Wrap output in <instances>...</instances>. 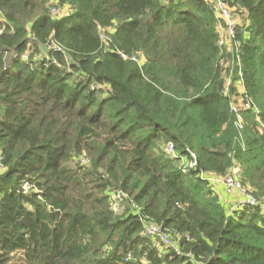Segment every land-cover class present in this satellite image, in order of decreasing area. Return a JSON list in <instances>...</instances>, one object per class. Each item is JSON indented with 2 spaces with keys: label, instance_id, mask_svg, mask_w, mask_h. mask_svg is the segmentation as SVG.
Returning <instances> with one entry per match:
<instances>
[{
  "label": "trees",
  "instance_id": "trees-1",
  "mask_svg": "<svg viewBox=\"0 0 264 264\" xmlns=\"http://www.w3.org/2000/svg\"><path fill=\"white\" fill-rule=\"evenodd\" d=\"M221 1L233 55L206 0H0V264H264V0Z\"/></svg>",
  "mask_w": 264,
  "mask_h": 264
},
{
  "label": "built area",
  "instance_id": "built-area-1",
  "mask_svg": "<svg viewBox=\"0 0 264 264\" xmlns=\"http://www.w3.org/2000/svg\"><path fill=\"white\" fill-rule=\"evenodd\" d=\"M208 1L212 9L214 10V14L216 18L219 20L218 23V32H220L219 35V41L218 45L222 51V53H230L233 55L235 51V47L237 46L236 42V27H237V21L236 17L233 14V10L228 8L221 0H206ZM51 16L56 17L57 11L55 9L51 10ZM103 39V36H101ZM26 58V57H24ZM139 63V61H137ZM222 63H226L224 60ZM140 64V63H139ZM227 64V63H226ZM241 90V91H240ZM228 91V82L225 85V93ZM240 92H242V88L239 89ZM245 108H249V104L244 105ZM240 107L237 105H232V111L235 113H238V110ZM237 119L240 120L239 114L237 115ZM166 153H168L171 156H174V150L171 144H167L165 147ZM191 159H187V161L184 162L183 169L184 172L187 171V169L193 168L195 166V156L193 154L190 155ZM1 162V158H0ZM240 169L239 167H234L230 173H228L224 178H218L214 176H205V179L208 181L210 185L213 186V188L217 187L218 185L223 186L224 190L227 193L230 192H238L242 197L243 200L238 204L236 209H241L245 206L247 207H254L256 206V199L252 193V191L248 188H245L241 181H240ZM27 189V187H25ZM125 195L120 192H115L112 194L111 200H112V210L115 213H119L121 210V204L123 203L125 199ZM145 236L150 237L153 240L154 247L162 251L163 249L170 248L174 250L177 254H179L178 247L174 241H172L169 237V235L161 232L155 225H149L145 229Z\"/></svg>",
  "mask_w": 264,
  "mask_h": 264
},
{
  "label": "crops",
  "instance_id": "crops-1",
  "mask_svg": "<svg viewBox=\"0 0 264 264\" xmlns=\"http://www.w3.org/2000/svg\"><path fill=\"white\" fill-rule=\"evenodd\" d=\"M220 33V32H219ZM218 194L219 201L224 205L228 212L235 210L238 204L243 200V197L238 192L227 193L223 186L218 185L215 187Z\"/></svg>",
  "mask_w": 264,
  "mask_h": 264
},
{
  "label": "water",
  "instance_id": "water-1",
  "mask_svg": "<svg viewBox=\"0 0 264 264\" xmlns=\"http://www.w3.org/2000/svg\"><path fill=\"white\" fill-rule=\"evenodd\" d=\"M40 53L42 57H45L48 54V48L44 45H40Z\"/></svg>",
  "mask_w": 264,
  "mask_h": 264
},
{
  "label": "rangeland",
  "instance_id": "rangeland-1",
  "mask_svg": "<svg viewBox=\"0 0 264 264\" xmlns=\"http://www.w3.org/2000/svg\"><path fill=\"white\" fill-rule=\"evenodd\" d=\"M104 33H101V35L103 36V40H105V37H104V35H103ZM139 61V63H141V61L142 60H138ZM241 91V90H240Z\"/></svg>",
  "mask_w": 264,
  "mask_h": 264
}]
</instances>
